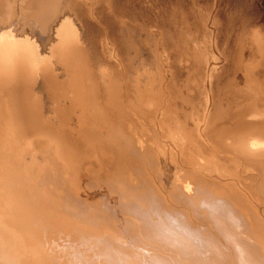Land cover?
Instances as JSON below:
<instances>
[{
    "label": "bare ground",
    "instance_id": "6f19581e",
    "mask_svg": "<svg viewBox=\"0 0 264 264\" xmlns=\"http://www.w3.org/2000/svg\"><path fill=\"white\" fill-rule=\"evenodd\" d=\"M0 264H264V0H0Z\"/></svg>",
    "mask_w": 264,
    "mask_h": 264
},
{
    "label": "rangeland",
    "instance_id": "374dc122",
    "mask_svg": "<svg viewBox=\"0 0 264 264\" xmlns=\"http://www.w3.org/2000/svg\"><path fill=\"white\" fill-rule=\"evenodd\" d=\"M93 199H94V201H95V200H96V201H97V200H100V198H99V197H98V198H93Z\"/></svg>",
    "mask_w": 264,
    "mask_h": 264
}]
</instances>
